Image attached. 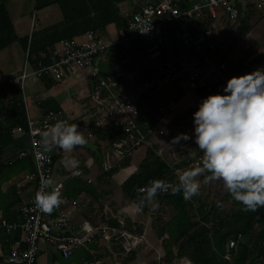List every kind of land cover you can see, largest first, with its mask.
I'll list each match as a JSON object with an SVG mask.
<instances>
[{"label":"built area","instance_id":"2783aa9c","mask_svg":"<svg viewBox=\"0 0 264 264\" xmlns=\"http://www.w3.org/2000/svg\"><path fill=\"white\" fill-rule=\"evenodd\" d=\"M241 3L245 4L243 11H257L264 18V0H145L131 14L124 15L126 27L114 41L104 39L93 30L60 40L41 52L40 57L31 59L33 66L30 72L27 51L20 73L0 78V94L3 95L8 86L20 88L26 109L25 86L28 78L45 76L59 83L87 71L89 97L93 104L89 111L90 119L98 128L111 123L117 128L110 139L104 140L108 156L103 170L118 168L137 148H152L154 135L162 133L158 125L145 132L138 126L145 97L161 105L163 97L160 91L175 85L186 94L203 92L205 97L223 94L229 78L252 72L243 68L240 73L233 74L230 62L239 64L238 58L227 60L226 46L213 37L219 22L223 23L218 28L221 30L219 34L224 33L222 30L225 27L232 28L238 24ZM134 43L140 44V47L131 49ZM114 46L129 53L112 64L109 74L102 76L96 60ZM2 98L6 102L5 96ZM61 117L60 112H48L34 119L26 113V128L17 127L13 131L29 138V149L20 150L17 158L33 159L35 172L25 177L26 182L20 185V189L28 182L34 183V196L41 175L52 177L54 169L52 153L43 162L37 158L40 132ZM201 158L202 153L196 154L189 167L197 166ZM11 163L8 162L9 165ZM82 176V169L75 168L55 182L54 186H58L62 192L66 180ZM34 196L21 203L19 221L0 220V228L9 237V252L0 256V264H35L42 241L53 244L65 258L84 243L92 242L96 235H100L104 242L118 245L124 254L136 252L148 243V224H126L123 221H118L115 229L106 225L94 227L83 221L79 228L81 234L64 235L60 230L69 227L77 210L76 205L63 197L64 203L71 206L63 208V203L50 222L47 220L49 214L35 207ZM12 236L15 238L10 240ZM236 243V240L229 242L228 248L233 249ZM224 258L230 259L228 251Z\"/></svg>","mask_w":264,"mask_h":264},{"label":"trees","instance_id":"16d2710c","mask_svg":"<svg viewBox=\"0 0 264 264\" xmlns=\"http://www.w3.org/2000/svg\"><path fill=\"white\" fill-rule=\"evenodd\" d=\"M52 5L58 6L62 20L32 33L29 41L28 37L16 36L9 13L3 1L0 0V52L13 43H19L22 50L26 52L29 43L27 64L31 67L33 66L32 58L40 57L41 52L60 40L81 36L88 30L100 34L109 25L115 26L117 39L126 27V18L119 13L116 1L113 0H35L34 10L39 11ZM248 15L249 12L239 9L238 26L235 31L229 30L228 34L231 46H236L250 33L252 27L246 19H249ZM118 47L109 49L112 51L108 57L109 64L121 61L129 53ZM139 47L138 43L131 44V49ZM249 57V54L245 53L238 58L239 64L230 62L233 74L240 73L243 68L254 71L264 59L262 55L256 56L253 60H249ZM39 79L43 82H45L44 79H49V83H54L52 79L45 76ZM20 92V88L8 86L4 89V94H0V210L2 218L7 221L19 220L17 209L22 203L14 185L4 192L1 190V185L15 166L14 163L8 164L11 158L10 153L16 149L13 131L17 127L26 128V109ZM182 93L181 87L172 86L164 92L161 105H156L154 100L145 97L144 109L138 118L140 129L145 132L155 125L158 117H162V111L170 103L178 102ZM198 93L203 95V92ZM2 96H5L6 102L3 101ZM196 110L197 107L189 108L182 115L174 117L167 125L168 133L174 135L177 128H181L187 122L193 125L192 113ZM109 125L106 132H102V137L117 132L113 123ZM157 148L158 146L147 148L137 170L121 184L123 195L130 202L136 198L137 189L146 185L151 179H168L174 182L173 170L188 168L194 158V156H187L167 162L157 154ZM200 154L198 150L197 155ZM24 160L28 162L29 172H35L33 159L29 157ZM127 160L128 158L121 164L122 167L127 164ZM117 169L114 168L109 172L113 173ZM199 179L202 186L206 180V174ZM227 199L232 197L225 192L221 201ZM157 200L159 207L155 212L165 205L172 214L167 221H163L156 214L153 215L156 235L163 243H170L180 252V256L187 257L191 264H264V207H259L254 212L243 211L241 204L232 199L235 208L225 210L220 208L221 201L208 204L202 202L200 193L189 201H185L180 194L173 196L170 193H161L157 196ZM148 210L151 211L150 206L143 212ZM8 240L9 237L0 228V245L4 254L8 253ZM235 240L236 246L233 249L228 248L229 242ZM114 246L116 247L113 251L117 254V259L125 263L135 259L136 252L124 254L119 246ZM227 251L230 253L229 260L224 258ZM167 253L172 255V251L168 250Z\"/></svg>","mask_w":264,"mask_h":264},{"label":"crops","instance_id":"0c3cea01","mask_svg":"<svg viewBox=\"0 0 264 264\" xmlns=\"http://www.w3.org/2000/svg\"><path fill=\"white\" fill-rule=\"evenodd\" d=\"M124 15L125 14H123V16ZM10 18L16 36L18 38L28 37L30 41L32 33L42 28L59 23L62 20V15L58 6L52 5L39 11L34 10L30 18L28 16ZM14 44L19 43H13L11 46H9L11 48L8 47L7 49L1 51V78H9L18 75L24 66L25 54L28 51L29 43L27 51L24 52L22 50L24 60L22 68H20V57H18V50L14 46ZM3 52H5V54H3ZM110 53H112V51H107L102 57L96 60L97 68L102 76L107 75V73H101L100 61H105L106 58V60L109 61L108 57H110ZM8 60L11 61V64H8ZM14 60H17L18 62L15 63ZM112 64L113 63H110V69ZM33 80L34 78L30 77L29 83H32ZM38 80L43 87V91L40 96L30 95V91H28L29 88L25 86L27 87V90L25 88V94L27 96L26 113L30 117L37 119L48 112H60L62 114L60 120H66L69 123H79L82 125H79V130L83 131L84 136L88 141L86 145L77 147L70 154L64 153L63 151L58 149H54L52 151V156L54 159L52 178L55 182L59 181L67 173L75 169L65 166L66 156L70 155L78 159L80 161L78 168H81L83 171L82 177L66 180L64 189L61 192L62 197L72 201L76 205L77 210L74 211L72 222L70 223L69 227L60 230V233L64 235L72 233L75 236H78L79 234H81L79 228L83 221H87L94 227L105 225L108 226L106 221L110 217H114L118 221H123L126 224H142L143 222H141L140 215L134 211L132 202H130L123 195L121 184L131 173L137 170L139 164L146 154L147 149H145L142 157L136 158L135 161L133 158V154L140 147L137 148L133 152L132 156L128 158L127 164L123 167H118V169L113 173L109 172L111 170L104 171L103 165L106 159H104L102 164L99 163V160L96 159V142L99 140V149L104 150L106 148L104 140L110 139L114 135V133H111L109 136L102 137V132H106V128L110 127V125L98 128L94 125L92 119H90L89 117V111L91 110L93 104L89 97L90 81L87 71L81 72L76 76H70L59 83L52 80L54 83L51 84L49 83V79H44L45 82H43L42 79L39 78ZM171 87L172 86L160 91V95L163 97L164 92L169 90ZM204 97V94L202 95L198 92L186 94L183 91L178 102L170 103L169 106L163 110V112L161 113L162 117H158V121L155 125H158V127L162 126V120L164 121V119L168 117L169 119L165 120V125L167 126L174 117L182 115L187 109L198 107L200 101ZM14 143L16 145V149L13 153H10L11 156H9L11 158H9L8 162L11 161L15 166L10 171L7 180L1 185V190L2 192H4L10 186L14 185L16 188V194L21 197L22 202H24L33 198L34 183L28 182L22 189H20V185L26 182L25 177L27 175H31L34 172H29L27 165L28 162L27 160H24L29 157L18 159L17 154L20 150L29 149V138L25 135L14 134ZM163 150L164 147L159 148V151ZM197 152L198 149L196 148V151L192 156H195ZM105 153L107 155V151ZM168 155L169 153L167 154V156ZM135 162L136 165L134 164L132 166L131 163ZM123 170H126L128 172L124 175H121ZM67 206L69 207L71 205H69L68 203L63 204V208H66ZM17 210V213H19V208ZM56 212L57 210L49 214L47 220L52 222ZM138 215L140 218H138L139 220L136 219ZM145 215L146 213L143 212L142 219L145 217ZM1 219L3 218L2 211L0 210V220ZM108 227L115 229L118 227V225L117 227ZM149 230L150 227L148 226V231ZM14 238L15 236H12L10 240H13ZM114 245L116 244L112 242H104L100 235H96L92 242L84 243L83 246L76 248L72 251L69 257L65 258L60 254V252L53 244L42 241L39 243V252L35 264H146L147 259L145 257L142 258V252L145 249H148L146 245L136 251L135 259L129 263H125L122 260L117 259V254L113 251L114 247H116ZM7 249L9 252V247ZM140 251L141 256L139 259L138 257ZM1 255H4V253L0 245V256Z\"/></svg>","mask_w":264,"mask_h":264},{"label":"clouds","instance_id":"9594fccd","mask_svg":"<svg viewBox=\"0 0 264 264\" xmlns=\"http://www.w3.org/2000/svg\"><path fill=\"white\" fill-rule=\"evenodd\" d=\"M224 94L203 98L192 113L193 134L180 133L174 142L194 140L202 153L195 167L173 170L175 181L151 179L137 189L132 201L134 211L142 214L150 206L159 207L161 193L180 194L185 201L198 195L200 177L222 182L224 190L240 203L243 211H256L264 207V68H257L242 76L227 80ZM76 123L56 120L40 132L37 158L43 162L54 149L72 153L87 144ZM65 166L78 168L80 161L65 157ZM51 176L40 177L34 205L44 214H51L63 203L60 188L54 186Z\"/></svg>","mask_w":264,"mask_h":264},{"label":"rangeland","instance_id":"374dc122","mask_svg":"<svg viewBox=\"0 0 264 264\" xmlns=\"http://www.w3.org/2000/svg\"><path fill=\"white\" fill-rule=\"evenodd\" d=\"M5 8L7 9L8 13L10 14V17H31L33 11H34V0H2ZM145 0H124L120 2H116V7L119 10V13L122 14H131L141 3H144ZM249 19L246 18L249 21V24L251 25L252 29L250 33L236 46L230 45V40H228V34L229 30L232 29V31H235L236 26L232 28H226L222 30L224 33H220L221 30L220 26H223V23L219 22L217 31L215 32L214 39L217 40L220 43H223L227 48V56L226 59L230 60L233 58H240L241 56L246 54H249V60H253L256 56H264V19L261 17L260 13L255 11L253 13H249L248 15ZM221 24V25H220ZM117 31L114 25H110L106 28L105 31L100 32V35L108 40V41H114L117 37ZM14 46L17 48L20 68H22L23 65V51L20 46V44H14ZM11 48V47H9ZM1 54V52H0ZM5 54V52H3ZM107 59V58H106ZM100 61V71L102 74H109L110 73V64H108V60ZM18 60V58H17ZM14 60L15 63L18 61ZM106 62V63H105ZM108 62V63H107ZM105 63V64H104ZM8 64H11V61L8 60ZM258 68H264V59L262 63L259 65ZM31 67L29 66L28 72H30ZM1 78V77H0ZM34 80L32 83H29V78L26 81V86L29 88L28 91H30V95L32 96H40L43 87L38 80V78L33 77ZM26 87V90H27ZM27 91V92H28ZM166 119H169L166 117ZM162 120V126H160V129L162 130L161 134L154 135L153 137V143H151V147L158 146L157 148V154L161 155L167 162H171L173 160H179L183 157L192 156L197 146L194 143V140H180L179 142H174L173 138L177 137L180 133H187L189 136H192L193 134V125L190 124V122H187L182 126V128H177L174 135H170L167 130V126L165 125V120ZM78 126H82L79 123H76ZM83 132L82 130H80ZM84 134V133H83ZM17 135V134H16ZM102 145V144H101ZM96 159L99 160V163H103L104 159H107L106 157V151L105 149L100 150V141L98 140L96 142ZM160 147H164V152L159 151ZM146 147H140L134 152V160L136 161V158L142 157V154L145 152ZM162 153V154H161ZM169 155L167 156V154ZM105 157V158H104ZM181 157V158H180ZM109 159V158H108ZM139 160V159H138ZM98 162V161H96ZM133 162V160H132ZM136 165L135 163H131V165ZM128 171L123 170L121 175L126 174ZM207 175V174H206ZM121 178V177H119ZM118 183V182H117ZM201 183V182H200ZM226 191L224 190L222 186V182L219 181H211L206 179L204 184L200 188V195L202 202L210 203L215 202L219 203L221 199L223 198V195ZM232 199L222 200L220 203V208L229 210L234 209L235 206L232 204ZM146 215L142 219V214L140 215L142 224H148L150 227L149 232L147 233V240L148 243L145 244L148 249H145L142 252V258L145 257L147 259L146 264H186V262H189L187 257L180 256V252L176 250L170 243H163L161 238H159L154 230L153 227V215L156 214V216H159L163 221H167L170 217L172 212L163 205L161 209H159L157 212L153 213L152 211L148 210L145 212ZM139 215L137 216V220H139ZM155 216V215H154ZM139 218V219H138ZM156 218V217H155ZM150 220V221H149ZM149 244V245H148ZM172 251V255H169L167 252ZM141 256V251L139 252V259Z\"/></svg>","mask_w":264,"mask_h":264},{"label":"water","instance_id":"95a60500","mask_svg":"<svg viewBox=\"0 0 264 264\" xmlns=\"http://www.w3.org/2000/svg\"><path fill=\"white\" fill-rule=\"evenodd\" d=\"M232 3H234V1H232ZM244 7H245V4L241 3L242 10H244ZM106 223H107L108 226L117 227L118 220L116 218H114V217H110V218L107 219Z\"/></svg>","mask_w":264,"mask_h":264}]
</instances>
